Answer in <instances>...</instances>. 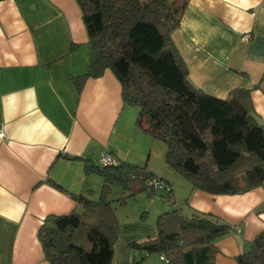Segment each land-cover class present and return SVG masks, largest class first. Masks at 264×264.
<instances>
[{
  "label": "crops",
  "instance_id": "1",
  "mask_svg": "<svg viewBox=\"0 0 264 264\" xmlns=\"http://www.w3.org/2000/svg\"><path fill=\"white\" fill-rule=\"evenodd\" d=\"M170 36L194 87L218 99L253 89L254 116L264 124V0H190ZM90 63L75 0H0V264H48L37 231L49 215L81 211L71 195L93 187L82 159L109 153L137 161L131 146L122 151L114 141L137 128L113 74L87 80L80 93L72 83ZM187 206L190 215L212 214L234 227L216 241L215 264H237L264 231V183L232 196L191 186ZM156 235L134 231L115 246L112 264H127L128 245ZM139 264L164 263L149 256Z\"/></svg>",
  "mask_w": 264,
  "mask_h": 264
},
{
  "label": "trees",
  "instance_id": "2",
  "mask_svg": "<svg viewBox=\"0 0 264 264\" xmlns=\"http://www.w3.org/2000/svg\"><path fill=\"white\" fill-rule=\"evenodd\" d=\"M189 1L75 0L91 63L72 83L80 93L87 80L109 70L120 85L123 105L138 108L137 129L165 144L166 163L193 190L241 195L264 183V124L254 116L253 89H234L218 99L191 84L170 36ZM105 154L112 164L101 165L100 157L82 159L85 174L103 178L98 200L71 195L81 211L49 215L42 221L37 239L48 264H112L119 237L118 227L105 218L112 186L132 190L129 196L153 194L157 180L146 166ZM156 231L155 238L128 245L136 253L127 264H139L153 254L164 257L166 264H215L216 241L233 233L234 227L212 214L192 211L186 216L174 209L158 216ZM235 260L264 264V231Z\"/></svg>",
  "mask_w": 264,
  "mask_h": 264
},
{
  "label": "rangeland",
  "instance_id": "3",
  "mask_svg": "<svg viewBox=\"0 0 264 264\" xmlns=\"http://www.w3.org/2000/svg\"><path fill=\"white\" fill-rule=\"evenodd\" d=\"M124 111L131 113L133 124L136 127L138 108L125 106ZM132 130V127L129 131L124 128L123 134L114 135V141L121 146L122 151L131 146L134 155L136 154L137 161L134 163L139 167L146 166L147 170L155 175L157 183L151 196L145 192L129 196L132 190H126L119 184L112 186L111 193L108 195L111 203L110 209L105 213V218L119 229V237L114 248L128 239L134 231L141 232L143 228L156 230L157 218L162 213L180 209L184 215L190 216L187 205L191 183L166 163L165 144L137 129L136 134L133 135ZM90 178L93 187L86 193V197L96 201L100 196L103 178L98 174H90ZM135 253L136 251L134 255ZM136 257L139 256L136 255ZM151 257L157 258L158 255L153 254Z\"/></svg>",
  "mask_w": 264,
  "mask_h": 264
},
{
  "label": "built area",
  "instance_id": "4",
  "mask_svg": "<svg viewBox=\"0 0 264 264\" xmlns=\"http://www.w3.org/2000/svg\"><path fill=\"white\" fill-rule=\"evenodd\" d=\"M248 39H249V36L248 35H246V36H244L243 38H242V42H246V41H248ZM0 138H3V134H0ZM99 162H100V164L101 165H103V166H106V165H109V164H112L113 163V160H112V158H110V156L109 155H107V154H102L101 156H100V158H99ZM160 260L163 262V263H167V260L164 258V257H160Z\"/></svg>",
  "mask_w": 264,
  "mask_h": 264
}]
</instances>
